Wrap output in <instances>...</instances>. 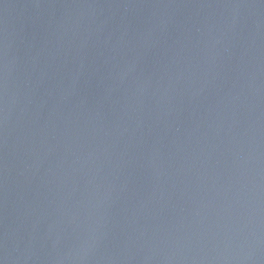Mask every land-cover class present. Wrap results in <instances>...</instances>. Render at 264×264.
Wrapping results in <instances>:
<instances>
[{"label": "water", "instance_id": "obj_1", "mask_svg": "<svg viewBox=\"0 0 264 264\" xmlns=\"http://www.w3.org/2000/svg\"><path fill=\"white\" fill-rule=\"evenodd\" d=\"M0 264H264V0H0Z\"/></svg>", "mask_w": 264, "mask_h": 264}]
</instances>
